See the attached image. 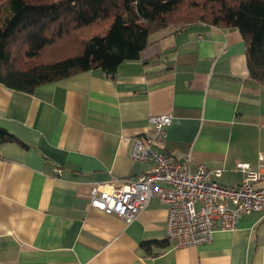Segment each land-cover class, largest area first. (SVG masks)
Returning <instances> with one entry per match:
<instances>
[{
    "label": "crops",
    "instance_id": "0c3cea01",
    "mask_svg": "<svg viewBox=\"0 0 264 264\" xmlns=\"http://www.w3.org/2000/svg\"><path fill=\"white\" fill-rule=\"evenodd\" d=\"M147 41L112 77L94 65L30 94L0 83V127L20 142L0 146V264H264L262 212L177 247L140 218L126 224L90 206L95 184L121 188L149 169L129 158L131 139L160 115L172 123L159 152L221 169L227 187L247 164L264 189V86L249 77L240 32L196 22Z\"/></svg>",
    "mask_w": 264,
    "mask_h": 264
},
{
    "label": "trees",
    "instance_id": "16d2710c",
    "mask_svg": "<svg viewBox=\"0 0 264 264\" xmlns=\"http://www.w3.org/2000/svg\"><path fill=\"white\" fill-rule=\"evenodd\" d=\"M203 2L191 10L209 5V18H189L183 0H0V83L30 94L94 65L112 77L152 31L203 22L240 32L249 77L264 86V0ZM9 142L20 143L0 127V146Z\"/></svg>",
    "mask_w": 264,
    "mask_h": 264
},
{
    "label": "built area",
    "instance_id": "2783aa9c",
    "mask_svg": "<svg viewBox=\"0 0 264 264\" xmlns=\"http://www.w3.org/2000/svg\"><path fill=\"white\" fill-rule=\"evenodd\" d=\"M148 122L151 132L131 139L129 158L141 163L151 161L152 165L121 188L95 184L90 206L126 224L140 218L162 229L177 247L207 244L217 228L234 231L244 213L264 214V189L255 186L259 170L238 163L240 183L224 186L218 181L221 169L192 164L189 153L173 149L159 152L172 123L170 115L151 116Z\"/></svg>",
    "mask_w": 264,
    "mask_h": 264
},
{
    "label": "rangeland",
    "instance_id": "374dc122",
    "mask_svg": "<svg viewBox=\"0 0 264 264\" xmlns=\"http://www.w3.org/2000/svg\"><path fill=\"white\" fill-rule=\"evenodd\" d=\"M183 2H184L183 5L185 7L184 8L185 12L188 14L189 18H197L200 13H204L205 17L209 18V16H208V11L210 10L209 9L210 8L209 5H207L205 7V11L202 10V11L199 12L198 10H195V8L191 10L193 2L198 3V5H201L202 3H204L203 0H183ZM187 8H189V10Z\"/></svg>",
    "mask_w": 264,
    "mask_h": 264
}]
</instances>
